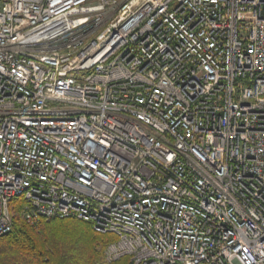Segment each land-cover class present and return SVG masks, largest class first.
Here are the masks:
<instances>
[{
    "label": "built area",
    "instance_id": "built-area-1",
    "mask_svg": "<svg viewBox=\"0 0 264 264\" xmlns=\"http://www.w3.org/2000/svg\"><path fill=\"white\" fill-rule=\"evenodd\" d=\"M16 216L107 263L264 264V0H0V239Z\"/></svg>",
    "mask_w": 264,
    "mask_h": 264
},
{
    "label": "trees",
    "instance_id": "trees-1",
    "mask_svg": "<svg viewBox=\"0 0 264 264\" xmlns=\"http://www.w3.org/2000/svg\"><path fill=\"white\" fill-rule=\"evenodd\" d=\"M112 236L75 219L43 221L34 228L16 216L14 230L0 239V264H132L129 257L105 261Z\"/></svg>",
    "mask_w": 264,
    "mask_h": 264
},
{
    "label": "rangeland",
    "instance_id": "rangeland-1",
    "mask_svg": "<svg viewBox=\"0 0 264 264\" xmlns=\"http://www.w3.org/2000/svg\"><path fill=\"white\" fill-rule=\"evenodd\" d=\"M21 204H22V202L20 200H15L10 204V207L12 210L18 212L21 208ZM112 237L114 238V236H112Z\"/></svg>",
    "mask_w": 264,
    "mask_h": 264
}]
</instances>
